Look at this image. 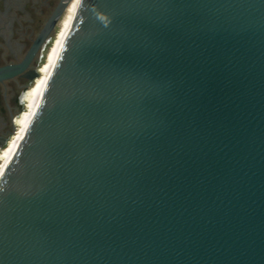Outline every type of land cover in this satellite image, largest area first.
<instances>
[{
    "label": "water",
    "instance_id": "water-1",
    "mask_svg": "<svg viewBox=\"0 0 264 264\" xmlns=\"http://www.w3.org/2000/svg\"><path fill=\"white\" fill-rule=\"evenodd\" d=\"M0 264H264V0H80L0 176Z\"/></svg>",
    "mask_w": 264,
    "mask_h": 264
},
{
    "label": "flooded vegetation",
    "instance_id": "flooded-vegetation-1",
    "mask_svg": "<svg viewBox=\"0 0 264 264\" xmlns=\"http://www.w3.org/2000/svg\"><path fill=\"white\" fill-rule=\"evenodd\" d=\"M62 0H0V69L19 66ZM68 7V6H67ZM66 8L31 60L17 73L0 78V154L16 132L26 95L40 76Z\"/></svg>",
    "mask_w": 264,
    "mask_h": 264
},
{
    "label": "bare ground",
    "instance_id": "bare-ground-1",
    "mask_svg": "<svg viewBox=\"0 0 264 264\" xmlns=\"http://www.w3.org/2000/svg\"><path fill=\"white\" fill-rule=\"evenodd\" d=\"M79 2L80 0H71L68 7L66 8L65 16L64 19H62L58 33L46 55L42 67L40 68V76L38 79L35 80L33 87L26 95L25 110L16 120V132L7 143L5 149L0 154V176L3 173L5 166L11 160L20 141L23 139L25 131L41 100L48 77L53 70L62 44L71 29Z\"/></svg>",
    "mask_w": 264,
    "mask_h": 264
},
{
    "label": "rangeland",
    "instance_id": "rangeland-1",
    "mask_svg": "<svg viewBox=\"0 0 264 264\" xmlns=\"http://www.w3.org/2000/svg\"><path fill=\"white\" fill-rule=\"evenodd\" d=\"M64 16H65V13H64V15L62 16V18H61V20H60V23L58 24V26H57V28H56V32H55V36H54V39H55V37H56V35H57V33H58V30H59V28H60V24H61V22H62V19H64ZM54 39H53V41H54ZM53 43V42H52ZM52 45V44H51ZM51 47V46H50ZM44 63V62H43ZM43 63H42V65H43Z\"/></svg>",
    "mask_w": 264,
    "mask_h": 264
}]
</instances>
